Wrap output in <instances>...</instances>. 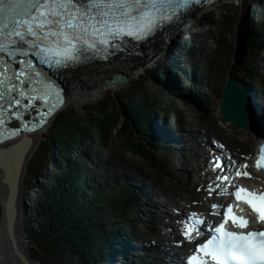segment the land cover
I'll return each mask as SVG.
<instances>
[{
	"label": "snow or ice",
	"instance_id": "6c2138e0",
	"mask_svg": "<svg viewBox=\"0 0 264 264\" xmlns=\"http://www.w3.org/2000/svg\"><path fill=\"white\" fill-rule=\"evenodd\" d=\"M201 3L202 0H0V58L7 57V60L0 59V101H7V105L0 103V109L6 111L20 106L21 98L27 99L29 91L43 92L40 99L50 103V107L39 112L31 126L23 125L29 131L42 128L63 103V97L49 84L33 87L34 78L39 83L42 74L34 70L35 65L27 58L35 57L57 70L78 66L90 58L107 59L111 50L118 47V41L123 42L125 37L147 40L167 25L181 23L182 15ZM50 96L55 99L50 101ZM3 117L4 112L0 111V143L19 135L18 131L4 128ZM260 152L264 159V146ZM231 163L235 166L234 161ZM216 166L221 167L219 157ZM256 167L264 168V164L258 160ZM0 171H7L2 163ZM236 175L239 177L241 173L237 171ZM243 175L250 178L247 172ZM220 179L227 181L229 177L218 176L217 180ZM233 194L248 203L258 221L264 223V194L244 188H238ZM255 201L261 205L258 207ZM217 207L220 206L213 205L214 209ZM224 211L227 213L224 222L209 229L210 239L199 245L198 250L214 264H264V231H228V220L240 229H248L250 221L233 215L231 205ZM187 238L192 239L190 234ZM185 264H208V261L193 256Z\"/></svg>",
	"mask_w": 264,
	"mask_h": 264
},
{
	"label": "trees",
	"instance_id": "16d2710c",
	"mask_svg": "<svg viewBox=\"0 0 264 264\" xmlns=\"http://www.w3.org/2000/svg\"><path fill=\"white\" fill-rule=\"evenodd\" d=\"M261 2L264 1L251 2L243 6L247 11H250V17L240 15L238 11L232 14L227 11L210 13L208 20L199 25V27H206L205 31L191 32L185 35H189V40L193 41L197 38L202 39L206 32L207 36L210 34L213 39H216L228 26L236 25L238 41L236 49L238 51L237 56L239 53L240 55L232 67H240L245 60V56L243 58L240 56L245 53L246 47L250 54L251 47L259 35L254 31L255 23L252 12L256 9L255 5L258 4V12L264 13ZM243 7L241 6V9ZM238 30L241 32H237ZM244 33H247L245 38H243ZM188 37H182L180 41V49L182 53L184 52L183 60L185 61L189 60V56L194 53V47L188 45ZM205 62L207 61H203V63ZM174 72L183 74L179 69L156 67L146 76L144 81L139 80L130 89L116 95L114 102H110V104L109 102H101L93 109L88 108V111L69 112L63 114L65 116H58L62 122L60 123L58 120L53 130L49 131L48 137L45 138L38 151L39 156L35 157L30 167L32 174L30 188H36L39 190L38 192H41L38 204L39 215L47 222L42 224L41 235L35 237L36 243L33 241L36 248L43 249L41 252L44 264H64L63 254L65 251H70L68 257L71 264L75 262L80 264L82 259L103 261L108 255L105 251L108 247L107 238L117 235L120 223L126 225L128 220L135 216L134 213L138 210L139 205L135 203L136 198L134 196L127 199V192L124 190L107 188L95 193L93 197L87 195L81 197L75 194L74 198H71L64 189L67 186L68 176L74 173L67 160L71 159L69 158L70 155H73L74 160H81L84 156L83 150L85 148L87 150L90 144H97V137L99 136L104 143L114 139L119 140V147L123 150H129L135 157L146 161L150 167L156 166L159 161L156 154L157 146L141 134L150 133L148 123L154 119L156 113L162 112V105L166 101L163 99V94L154 95L155 91L150 85L160 83L161 78L166 79ZM157 90L159 93L163 92L160 87H157ZM168 100L169 98H167ZM168 109L175 110L171 106ZM73 114L78 115L81 119L73 118L71 116ZM54 145L58 149L53 152ZM55 159L61 161L63 165L60 164V168L53 169L55 174L52 180L46 182L45 189L37 188L36 185L39 180L42 182L43 176H48V163ZM83 163L84 166L88 164ZM44 207H49L51 214H54L53 210H57L58 217H51L49 214L43 216ZM76 208L83 213L71 221L70 214ZM102 210L110 216H100L98 211ZM76 213L78 214V212ZM111 220L115 221L117 227L113 225ZM50 224L57 228L55 233H52ZM24 225H26L24 227L25 232H30L29 222H24ZM65 225H72V228L63 230ZM70 233H75L76 236H71ZM91 245L93 250L88 248Z\"/></svg>",
	"mask_w": 264,
	"mask_h": 264
},
{
	"label": "rangeland",
	"instance_id": "374dc122",
	"mask_svg": "<svg viewBox=\"0 0 264 264\" xmlns=\"http://www.w3.org/2000/svg\"><path fill=\"white\" fill-rule=\"evenodd\" d=\"M260 0H246L245 4H249L251 2H257ZM264 1V0H262ZM226 2L224 5H218L217 7H214L210 10H208L206 13L205 11L201 12L200 14V19L196 21L195 25H190L191 27L187 26V31L185 34H189L191 32H200V31H205L207 28L206 27H199L202 23H205L208 18L210 17V13H219L222 11H227L229 13H234L238 11L240 15H245L247 17H250V11H247L245 7L241 9L239 6V3L241 1L235 0V1H230ZM244 4V5H245ZM264 9V2L260 3ZM256 4L255 6H257ZM204 14V15H203ZM253 17L257 15L256 9L252 12ZM259 14V13H258ZM202 16V17H201ZM263 18L264 15L259 14L257 17V26L260 31L263 30ZM254 20V18H253ZM236 28L237 26L230 25L227 27V29L224 32H221V34L216 38L213 39V37L209 34L208 36L205 35L202 37V39H195L193 41L189 40L190 38L188 37L189 35H185L188 37V45L194 47V53L193 55L189 56V60L186 62L183 60V53L180 49V41L182 40V32L179 34L178 38L176 39L175 44L178 45V49L174 51V55L172 58H168L165 53L166 51H163L162 49L160 50V55L154 59L153 62L149 63L148 66H144V69L142 71H137L135 74L134 78H131L130 82L126 86H121V87H109L104 90V94L102 98L100 99H94V100H78V101H70L63 110L57 114L55 118H53L52 122L48 124L46 128L43 129V131H39L42 133V137L40 138V141L36 145V150L35 153L30 157L31 159L28 160V164L26 167V171L24 170L23 174V184L21 186L23 197H22V203H23V211L21 208H19L20 214L22 216V220L24 217V222H29L30 224V232H26V245L29 250V254L31 255V258L35 260L36 263L44 264L43 262V255L41 248H36L33 245L36 243L34 240L35 237L41 235V229L43 227L42 224H46V220L43 219L42 216L39 215V209H38V204L39 200L41 197V192H38L39 190L36 188H30V182L32 178V174L30 173V167L32 162L34 161L35 157L37 158L40 153H38L41 145L44 143L45 138L48 137L49 131L53 130V127L55 123L61 119L59 118L61 115L65 116L63 114L65 113H80L81 111H88L89 109H93V107H96L100 105L102 102H114V99L116 95L122 94L124 91L130 89L133 84H135L139 80H145L146 76L155 70L157 67H166L168 68H173V62L179 63L183 62L181 66L186 67L187 69L189 68H197L198 69V77L199 78H204V83H201V89H202V94L198 93L195 89L190 90L188 87V83H183L182 89L185 90L183 93L189 102H184L180 99V97L175 96L174 93L170 92V89L167 87V81H163L157 84H151L150 87L155 91L154 95L159 96V94H163V99L166 101L162 105V112L160 116L161 121H163V117L165 119L173 120V121H178L180 122H186L192 127L196 132L197 130L201 132L199 135H202L206 133L210 137H216L224 141L226 144H228L230 147L234 148L235 150H243L247 152H253L254 147H248L250 146V143L253 142L254 140H257L256 138V133L255 131L252 132H245L238 130L235 127L230 126L228 123H225L219 112V106L221 103L224 87H225V81H226V72L230 66L238 61L239 55L237 56V37H236ZM182 31V30H181ZM237 32H241L238 30ZM199 36V34H197ZM183 36V37H185ZM240 36V35H239ZM247 36V33H244L245 38ZM174 45V44H173ZM172 44L170 45L169 49L173 46ZM168 49V50H169ZM180 54L176 55L175 54ZM163 53V54H162ZM162 55V56H161ZM236 55V56H235ZM161 56V57H160ZM245 56L246 58V52L242 54L240 57L243 58ZM242 60V59H241ZM185 61V62H184ZM203 61H207L203 63ZM245 61V60H244ZM167 63V64H164ZM169 65V66H168ZM241 67V66H240ZM203 71V73H202ZM155 83V82H152ZM206 86V87H205ZM157 87H160V89L163 92L159 93V90H157ZM205 89V90H204ZM188 90V92H186ZM192 94L191 100L188 98ZM204 93V94H203ZM198 97V101L195 102V96ZM167 98L169 100L167 101ZM176 98V99H175ZM193 100V101H192ZM182 102V103H181ZM186 103V104H184ZM174 107V111H171L168 109V107ZM261 109V108H260ZM263 110V109H261ZM60 115V116H59ZM59 116V117H58ZM73 118L79 120L81 119L78 115H71ZM83 120V118H82ZM86 122V120H83ZM61 123L62 121L59 120ZM83 122V123H84ZM187 125L185 124H179L177 125V129H181ZM256 129L258 132H260V128L256 126ZM262 129V128H261ZM253 133V136L251 137V134ZM205 134V135H206ZM142 135V134H141ZM260 135V134H259ZM247 142V146H246ZM120 146L119 140L114 139L110 140L107 142H103L102 139L98 136L97 137V144H90L89 148L93 149L94 153L97 152H102L103 158L106 162H108V165H104L103 167H98V175H97V183H100L101 179L106 176L104 173V169L107 170V173L110 172L112 176L115 175L118 179H120V182L123 184H128L125 181V177L128 178H133L134 181L131 182L132 185H137L138 187L141 186V183H145L146 186L150 189H154V193L159 194L160 199H158L155 203L154 206L156 207L158 203H163V201L168 202L173 199H178V194H181L183 197L185 196V193L187 189L193 188V174L195 169V159L191 158L189 165L184 167V171L178 173L176 170V167H180V161L176 160L173 162V165L171 163V156L169 154V151H165L163 148H161L158 151V156L161 159V166L159 170L153 169L152 167L149 166V164L138 158L135 157L129 150H123ZM57 146H53V152L54 150H57ZM73 155H70L69 158H72ZM74 157L76 155L74 154ZM57 160V159H56ZM56 160H53L52 162H49L48 165L50 164V167L52 169H57L60 168V161L58 165L55 163ZM81 161H84L87 163L88 161L85 159H81ZM198 164H201V160L198 162ZM47 165V166H48ZM52 165V166H51ZM86 166V165H85ZM167 169L174 173L176 176L180 177H185L189 178L192 182V185L189 187H184L180 186L175 183V180L169 179L166 177V171ZM191 170V175L187 174V171ZM180 171V170H179ZM49 173V172H48ZM138 173V174H137ZM197 173V171H196ZM124 178V179H123ZM179 179V178H178ZM96 180V179H95ZM49 181L46 176H43L42 182L39 180V183L36 185L37 188H42L45 189L44 184H47L46 182ZM102 183V182H101ZM34 185V183H32ZM41 189V191H42ZM165 191V192H164ZM175 193H177L175 195ZM3 203L0 202V217H1V212H3ZM146 211V215H140L139 219L143 216L146 218V220L149 222L151 221V215L150 212L147 211L146 207H144L142 210ZM151 212H157L158 209L156 208H151ZM50 208L49 207H44L42 211V215L45 216V214H49L51 217H58V211L53 210L54 214L50 213ZM23 212V214H22ZM78 212V214L76 213ZM83 213V211H79V209H75L71 214L70 217L72 218L71 221L79 214ZM98 214L103 217H109L110 215L106 213L105 211H98ZM113 225L117 227L116 223L114 220H111ZM68 226V227H67ZM69 228H72V225H65L63 230H67ZM163 228V226L161 227ZM50 229L52 233H55L57 231V228H54L52 224H50ZM124 229V228H123ZM164 229V228H163ZM25 230V228H24ZM165 231V229H164ZM71 236H76L75 233H70ZM63 243V242H62ZM74 245H76L74 243ZM77 246V245H76ZM70 254V251H65L63 254L64 258V264H71L68 255ZM131 260V264H139V261L135 259H128ZM127 261V260H126ZM74 264H77L76 262ZM84 264V263H83ZM94 264H99L95 262ZM106 264V263H105Z\"/></svg>",
	"mask_w": 264,
	"mask_h": 264
},
{
	"label": "bare ground",
	"instance_id": "6f19581e",
	"mask_svg": "<svg viewBox=\"0 0 264 264\" xmlns=\"http://www.w3.org/2000/svg\"><path fill=\"white\" fill-rule=\"evenodd\" d=\"M239 1H241L239 3V6L240 7L244 6L246 0H239ZM257 7L258 6H256V12H258L259 9ZM203 11L206 10L203 9L196 12L194 14L195 19H198L200 17L201 12ZM187 18H188L187 12H185L181 17V23L172 24V26L169 29L171 31L170 44L167 47V49L161 48L163 51L168 50L170 45L171 44L173 45L176 42V39L178 38L179 34L182 32L181 31L182 25L187 20ZM188 26L191 27L190 24ZM156 44L157 42L155 44L150 45V47H153ZM159 53L160 50H158L157 53L151 59H147V57L126 56L125 58H116L106 63L93 64L75 70H71L68 76L66 77V93H65L66 101L64 105L60 107L61 111L63 110L65 105H67L70 101H78V100L87 101L89 99L98 100L102 98L105 89L109 87L126 86L130 82L131 78H134L135 74L138 71L137 70L138 67L144 69V66H148L149 63L153 62L154 59L157 58ZM182 70H183L182 72H188V69L186 67H182ZM193 71L195 75L198 77L197 74L198 69L194 68ZM116 76H125L126 80H124L122 83L115 84L112 81ZM200 79H201V83H204V78L202 77ZM188 95H190V97L188 98L191 100V96L193 95V93L192 94L189 93ZM175 96L178 97L179 95L175 94ZM179 97L182 101L186 103L188 102L185 97L183 96H179ZM198 97H199L198 95L195 96V102L198 101ZM261 109L259 108L258 110V119L261 126L264 127V107ZM13 113H15V115H13ZM57 114L50 119L49 124L52 122L53 118L57 116ZM16 116L21 117V119L17 120ZM37 117H38V112L36 111L24 110L22 112H19L18 108L11 109V112H4V117H3L4 128L10 129L12 131H18L19 135H15L11 137L16 139L15 141L5 145H0V163H2L4 167L7 169L6 172L0 171V202L3 203L4 206L5 204L10 203V207H11V211H13V215L12 212L10 211L8 226L10 225L11 231L16 240V244H13L7 233L8 226L6 227L5 219H4V222L2 223V229L4 230L0 234V264H29L25 261V257H26L25 256L26 250L24 248L25 241H24V237L21 236L19 233L21 227L17 225V221L19 222V216H20L18 209L19 208L22 209L23 207V203H22L23 193L21 186L23 184L24 177L21 176L20 179L19 176L21 172L23 173L24 170L26 171L28 160L31 159L30 157L35 153L36 145L40 141V138L42 137V133L39 132L37 134L32 135L30 139L29 138L30 134H32L34 130L29 131L25 129L23 125L27 123L29 126H31L33 123L36 122ZM236 117H240L239 111L236 112ZM163 119L165 120V117H163ZM258 130H260V132L257 131L256 127H254L256 138H258L257 140H259L262 133V129H258ZM254 142L255 140L250 143V146H252ZM106 165H108V163H106ZM104 173L107 175L106 169H104ZM198 174L199 172L197 171L196 173L195 171L194 176H197ZM11 190L14 192L11 200H9ZM15 191H16V196H15ZM23 226H24V217H23ZM27 253L29 254V251ZM33 264H40V263L34 262ZM125 264H131V260L125 261Z\"/></svg>",
	"mask_w": 264,
	"mask_h": 264
},
{
	"label": "water",
	"instance_id": "95a60500",
	"mask_svg": "<svg viewBox=\"0 0 264 264\" xmlns=\"http://www.w3.org/2000/svg\"><path fill=\"white\" fill-rule=\"evenodd\" d=\"M138 71H141V69H138ZM124 80H126V77L116 76L112 82L115 84H119V83H122ZM227 80H228L227 81L228 83L225 87L226 90L223 93L224 98H223L222 110L226 116H228L232 119L233 122L239 123L241 120V117H236V112L239 111L240 116L242 115L243 108H244L243 100L238 96L239 93H238L237 88L235 87V86H237V81L232 79V78H229ZM231 113H232V115H231ZM23 174H24V172L20 173V176H19L20 179H21V176H23ZM11 198H12V196H11V192H10L9 200H11ZM10 211H11L10 203L5 204V206L3 205V212L1 215V219H0V234L4 230V229H2V223L4 222V219H5L6 227L9 224ZM11 212L13 215V211H11ZM18 212H19L20 216H19V222L17 221V225L21 227L19 230V233L21 236L24 237V241H25V245H24V248L26 250L25 261L29 264H33L35 262V260L33 258H31L30 254L27 253L29 251L28 247L26 245L27 244L26 243V241H27L26 236L27 235L25 234L24 229H23V220H22V216L20 214L19 209H18ZM15 222H16V220H15ZM7 233L9 235L12 243L16 244V240L13 236L10 225L7 228Z\"/></svg>",
	"mask_w": 264,
	"mask_h": 264
},
{
	"label": "flooded vegetation",
	"instance_id": "af4514ba",
	"mask_svg": "<svg viewBox=\"0 0 264 264\" xmlns=\"http://www.w3.org/2000/svg\"><path fill=\"white\" fill-rule=\"evenodd\" d=\"M4 102L6 103L7 101L5 100ZM4 102H3V103H4ZM0 103H2V101H0ZM0 110H2V109H0Z\"/></svg>",
	"mask_w": 264,
	"mask_h": 264
}]
</instances>
